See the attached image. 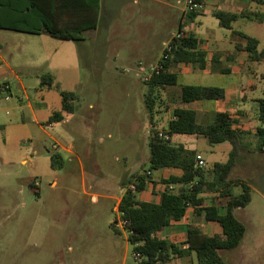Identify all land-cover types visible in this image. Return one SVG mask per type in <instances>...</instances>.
Here are the masks:
<instances>
[{
	"label": "rangeland",
	"instance_id": "obj_1",
	"mask_svg": "<svg viewBox=\"0 0 264 264\" xmlns=\"http://www.w3.org/2000/svg\"><path fill=\"white\" fill-rule=\"evenodd\" d=\"M184 2L101 0L97 30L84 32L79 41L0 30V53L14 72L0 62V86H12L11 93L0 91V264H140L115 207L124 184L150 167L144 77L179 32ZM252 12L264 14V8ZM191 28L209 40L204 51L234 49L228 43L232 31L210 15L198 17ZM233 30L257 38L264 50V23L240 19ZM225 38L226 43L214 42ZM231 67V74L196 72L179 81L230 90L235 108L249 111L252 132L242 137L241 146L258 153L256 129L262 124L255 101L264 97V64L248 63L256 76L251 81L248 69ZM47 77L50 87L41 85ZM63 94L70 95L67 110ZM29 104L46 108L36 110L34 118ZM56 113L62 119L52 121ZM219 151H202L209 165L228 161ZM257 156L246 164L238 160L245 169L234 176L254 186L263 180ZM251 207L264 211L257 194ZM251 236L242 249L222 252L227 264H237L240 253L262 257L264 231L254 235L262 249L253 247ZM195 262L188 256L169 264Z\"/></svg>",
	"mask_w": 264,
	"mask_h": 264
},
{
	"label": "trees",
	"instance_id": "obj_2",
	"mask_svg": "<svg viewBox=\"0 0 264 264\" xmlns=\"http://www.w3.org/2000/svg\"><path fill=\"white\" fill-rule=\"evenodd\" d=\"M54 1V6L49 9V6L41 7L35 0H18L8 4L0 2V30L46 34L61 40L79 41L84 32L97 29L101 0ZM198 14L197 11L183 13L179 32L186 36L172 38L171 51L166 52V59L160 60L162 71L145 81L148 88L144 100L151 125L150 167L142 174L133 175L129 186L124 184L125 192L118 205L123 230L128 235L133 254L140 255V264H169L172 258L181 259L192 254L195 255L197 264H227L221 256L222 252L238 249L246 234L245 225L235 216L237 209L246 208L252 201L251 188L234 176L243 133L235 127V120L227 113H217L209 123L198 124L196 113L187 108L201 100L224 99V91L220 88L182 85V107L173 110L172 120L167 117L169 107L164 97L165 90L179 84L178 75L171 72V69L180 64H193L200 69L207 66L208 54L200 48V40L185 31L187 24ZM63 16L71 18V22L60 25V18ZM213 16L225 29H231L232 23L241 17L263 21L258 16L253 19L246 13L217 11ZM240 36L246 43L237 44L235 52H247L251 62H264V51L258 50V40L245 34ZM215 60L217 59H214V63ZM220 72L228 74L230 71L220 69ZM51 83L49 77L41 81V85L46 84L48 87ZM62 97L63 109L67 110L70 95L63 94ZM255 102L258 119L262 124L256 129L258 148L263 151L264 97ZM61 119L58 113L52 117V121ZM181 135L204 137L212 146L230 143L232 151L229 160L226 163L198 167V154L173 142L175 136ZM165 169H179L182 174L162 181L165 187L158 203L140 200L139 194L151 183V174ZM130 185H134L135 189H130ZM237 186L242 188L238 195L233 193V188ZM208 193L214 195L209 203L202 197ZM190 208L196 215H203L206 223L221 227L222 235H206L200 226L190 224L184 243L169 242L163 236L165 228L182 221Z\"/></svg>",
	"mask_w": 264,
	"mask_h": 264
},
{
	"label": "crops",
	"instance_id": "obj_3",
	"mask_svg": "<svg viewBox=\"0 0 264 264\" xmlns=\"http://www.w3.org/2000/svg\"><path fill=\"white\" fill-rule=\"evenodd\" d=\"M17 1L18 0H0L1 3H5V4H8L9 2L14 3ZM35 1L43 8H46V6L47 7L49 6L48 9L51 8V6L53 7L55 4L54 0H35ZM253 7L264 8V0H203V8L201 10L197 11L199 13L198 16L192 22L187 24L185 31L187 33H192L198 40H200V42H201L200 48L202 49L203 45L206 42H208L209 40H207V39L203 40V39L197 37L195 35V33L193 32V29L191 28L192 25L194 24V21L198 17L203 16V15H205V16L210 15V16L214 17L213 16L214 12L224 11V12L235 13V14L246 13L247 15H251V18H253V19H256L255 17L258 16L263 21H261V22L257 21V22L264 23V14L252 12ZM181 19H182V17H181ZM240 19H244L247 21H256V20H251V19L245 18V17H241L232 23L231 29H227V30L232 31V36H231V39H229V41L226 38L222 39V40L218 39V40L214 41L215 44H218L221 42L226 43V41H228L229 45L234 47L233 50L216 51V52H210V53L205 51L208 54L207 66L205 69H200L199 66L193 65V64H180V65L172 68L171 72L176 73L178 75V79H180V77L183 74L184 75L195 74L196 72H201L203 74H210L211 72L218 71L219 73H221L220 69H228L230 71L228 74H231L233 71V68L231 67V65H234L235 71L238 70L239 67H241V66L243 67L241 69L242 71H244L245 69H248V76L247 77L251 81L256 76L251 71L250 68H247L248 63L264 64V62H251L249 60V54L247 52H245V51L235 52V46L237 44L245 45V43H246L240 36V34H245V33L233 30V25L236 22H238ZM71 20H72L71 18H69L67 16H63L60 18L61 22H59V24L65 25L67 23H70ZM180 22H181V20H180ZM190 25H191V27H190ZM219 26H220V23H219ZM220 28H222V27L220 26ZM95 30H97V29H95ZM245 35H247V34H245ZM41 36H45V35H41ZM247 36H249V35H247ZM249 37H251V36H249ZM51 38H53V37H51ZM258 42L260 45L259 40H258ZM258 50H259V46H258ZM214 59H217V60H215L216 63H214ZM0 62L2 64H5V66L7 67V69L9 71L14 73L11 65L9 63L5 62V59L3 58L1 53H0ZM223 62L226 63V66L222 65ZM263 77H264V74L262 75V78ZM6 84H8V83H6ZM8 85L10 86V93H11L12 86L10 84H8ZM19 85H20L22 91L24 93H26L25 84L22 81H20ZM182 85H191V84H185V83H181L179 81V84L177 86H174V87L179 88V92L173 91L172 87H168L165 90L164 97H165V100H166L167 105L169 107L168 116H167L168 120L173 119V110L175 108H181L182 107L181 96H180V87ZM251 85L252 84H250V86H248L250 89L253 86V85L252 86ZM193 86L220 88L219 86L209 85V84H198V85H193ZM220 89H222L224 91V99H221V100H201V101H197V102L190 104L189 107H187V108L193 110L196 113V118H197L198 124L209 123L217 113H227L232 117L233 120H235V127L240 132L243 133L242 137L247 136L248 134L251 135V132H252L251 129L252 128H250V126H249V122H250L249 120L250 119H248L249 111L235 108L237 106V104L233 100L232 92L228 89H224V88H220ZM219 104H224V106L222 107ZM29 108L32 110L34 118H36V115H35L36 110H41L42 108L45 109L46 105L43 104V105H40L37 109H33L32 105L29 104ZM257 115H258V112L256 113V117H257ZM173 142L175 144L183 145L187 149L193 150L197 154L202 155L207 166H211V165L215 164L216 162L209 165L204 152L210 151L211 153H216L218 150H220L219 152H221L222 155H224V156L227 155V157H226V159H227L228 156L230 157V153L232 151V145L230 143H229L230 146L226 145V144H221L220 149H218V147H215V146L209 147L210 144L208 143L207 139H205L204 137L182 136L181 135V136H175L173 138ZM199 144H202V147L200 149L204 152H202L201 150H197L196 146ZM205 144H207V145H205ZM258 146H259V142H258ZM258 151H259V148H258ZM258 153L260 155L259 158H260L261 164H263V166H264V150L259 151ZM258 153H256V152L253 153V152L247 151V150H245V148L243 146H241V153L238 157V160L241 161V164L242 163L246 164V163H248V160H254L256 158V156L258 155ZM228 160H229V158H228ZM238 160L236 162L235 172L237 169H239L241 167L240 166L241 164L240 165L238 164ZM244 169L242 168V170H244ZM143 172H145V171H143ZM143 172L138 171V172H135L133 175L142 174ZM181 174H182V171L179 169H165L162 171L153 172L151 174V183H149L148 188L144 192L139 194V199L142 201H147V202L154 201V202L158 203L160 201L161 193L165 187L163 185L162 181L168 179L171 176H180ZM240 179L243 181L242 183H245L246 185H248L252 190V201H251L250 205H248L246 208H239L235 211V216L246 227V234L242 240L240 248L241 249L243 248V242L246 240L245 238H247L248 234H252L253 236H251V239L253 240V243H254L253 247L255 249H260V248L262 249V247L259 246L258 237L257 236L255 237L254 235L264 231V229L261 228V226L262 227L264 226V221L262 220L264 217V211L263 210L254 211L251 206L253 205L255 194H257L259 196V198L261 199L262 205L264 204V179L259 181L256 184V186H258V187L254 186L253 184H251L250 181H248L246 179H243V178H240ZM124 192H125V190L123 189L121 196L117 199V204L115 207L116 210H118V205L121 201V198H122ZM241 192H242L241 186H237V187L233 188L234 194L238 195ZM202 197H204L205 200L209 203L210 199L212 197H214V195H210L208 193V194H204V196H202ZM190 224H197L198 226H200V228L202 229V231L206 235H222V228L221 227L214 225V224H212V225H214L216 227H212L211 225H208V223L205 222L203 215H196L194 213V210L192 208H190L186 217L182 221L174 222L170 226L165 228V230L163 232V236L168 241H170L171 243L182 244L186 240V234L188 231V226ZM191 257L196 261L194 254L190 255V258ZM263 258H264V254H262V257L261 256L255 257V256H251V255L249 256V254H247V256H245L244 254L241 255V253H240V255H237V258H236L237 261L236 262H237V264H264ZM195 264H196V262H195Z\"/></svg>",
	"mask_w": 264,
	"mask_h": 264
},
{
	"label": "built area",
	"instance_id": "obj_4",
	"mask_svg": "<svg viewBox=\"0 0 264 264\" xmlns=\"http://www.w3.org/2000/svg\"><path fill=\"white\" fill-rule=\"evenodd\" d=\"M185 4V8L183 9V13H186V12H193V11H199L203 8V2L202 0H185L184 2ZM186 36L185 33H182V32H178L176 35H175V38H181V37H184ZM171 51V44L170 43H167L165 44V50H164V53H163V56L160 60L162 59H166L167 58V54L166 52H170ZM143 69V68H142ZM163 69V66L162 64L160 63V61L158 62L157 65H154V66H151L150 69H149V73L144 77V81H149L153 75H158ZM0 91L1 92H10V86L8 84H4V85H1L0 86ZM8 97H6L7 99ZM160 136L162 137L163 135L160 134ZM166 138V136H165ZM263 149H264V146H263ZM196 165L198 167H204L206 166V163H205V160L203 158L202 155L198 154L196 156ZM130 189H135V186L134 185H130ZM136 259H139L140 260V255H134Z\"/></svg>",
	"mask_w": 264,
	"mask_h": 264
}]
</instances>
